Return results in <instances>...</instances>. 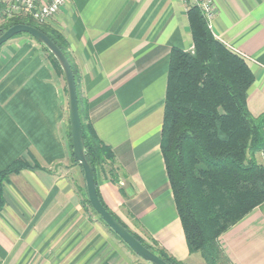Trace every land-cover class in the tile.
<instances>
[{"label":"crops","instance_id":"1","mask_svg":"<svg viewBox=\"0 0 264 264\" xmlns=\"http://www.w3.org/2000/svg\"><path fill=\"white\" fill-rule=\"evenodd\" d=\"M208 23L245 59L254 74L248 110L264 114V0H213ZM44 24L67 43L86 116L113 152L95 170L104 205L179 264H205L187 248L160 149L169 54L193 49L187 6L65 0ZM68 124L64 78L47 52L27 35L7 40L0 46V171L16 159L38 168L9 174L3 184L0 264H151L86 210ZM218 244L228 264H264V210L253 208Z\"/></svg>","mask_w":264,"mask_h":264},{"label":"trees","instance_id":"2","mask_svg":"<svg viewBox=\"0 0 264 264\" xmlns=\"http://www.w3.org/2000/svg\"><path fill=\"white\" fill-rule=\"evenodd\" d=\"M0 13L3 19L0 34L15 24L34 26L68 59L76 83L85 154L95 179L97 166L111 162L113 152L99 140L86 116L87 106L78 93L77 72L67 43L55 29L28 16L7 18L1 4ZM187 17L193 50L172 48L170 51L160 149L189 252L199 253L205 264H228L218 237L253 208L264 210V162L256 159V154L264 152V114L253 116L248 110L246 95L254 82V74L245 59L215 38L197 5H187ZM21 34L32 38L26 33L17 35ZM41 47L62 75L53 55L43 45ZM67 137L71 160L82 170L72 151L69 124ZM25 168L38 167L16 159L0 171V210L7 176ZM111 176L116 182L113 172ZM96 191L104 205L97 185ZM83 196L86 210L96 215L126 245L91 208L86 190ZM121 224L168 264H179L164 249L150 245Z\"/></svg>","mask_w":264,"mask_h":264},{"label":"water","instance_id":"3","mask_svg":"<svg viewBox=\"0 0 264 264\" xmlns=\"http://www.w3.org/2000/svg\"><path fill=\"white\" fill-rule=\"evenodd\" d=\"M19 33L29 34L43 45L57 61L66 87L69 127L72 141V151L76 161L82 168L83 180L86 188L87 199L94 212L106 225L140 258L151 264H168L138 239H136L101 203L97 191L90 162L86 158L81 123L78 112L77 91L74 74L68 59L62 50L41 30L27 24H15L0 34V46L14 35Z\"/></svg>","mask_w":264,"mask_h":264},{"label":"built area","instance_id":"4","mask_svg":"<svg viewBox=\"0 0 264 264\" xmlns=\"http://www.w3.org/2000/svg\"><path fill=\"white\" fill-rule=\"evenodd\" d=\"M186 6L197 5L206 19L213 13V0H180ZM65 0H0L2 12L7 18L25 15L38 23H44L64 4Z\"/></svg>","mask_w":264,"mask_h":264},{"label":"rangeland","instance_id":"5","mask_svg":"<svg viewBox=\"0 0 264 264\" xmlns=\"http://www.w3.org/2000/svg\"><path fill=\"white\" fill-rule=\"evenodd\" d=\"M2 15H1V13H0V23H2V21H3V19H2V17H1ZM193 50V49H192ZM67 112H68V108H67ZM263 155H264V153H263ZM264 162V161H263Z\"/></svg>","mask_w":264,"mask_h":264}]
</instances>
